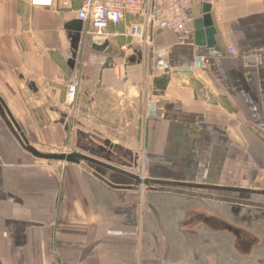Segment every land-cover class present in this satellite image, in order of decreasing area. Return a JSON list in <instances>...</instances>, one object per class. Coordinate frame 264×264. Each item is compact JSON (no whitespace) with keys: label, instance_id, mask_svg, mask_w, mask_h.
I'll list each match as a JSON object with an SVG mask.
<instances>
[{"label":"crops","instance_id":"crops-1","mask_svg":"<svg viewBox=\"0 0 264 264\" xmlns=\"http://www.w3.org/2000/svg\"><path fill=\"white\" fill-rule=\"evenodd\" d=\"M203 2L209 45L194 36ZM80 3L0 0V98L29 145L104 162L110 151L122 169L125 145L109 126L118 99L142 109L141 146L128 151L147 178L264 200V0H192L188 31L162 29L146 42L110 24L104 52L91 49L103 38L73 26ZM137 190L84 163L34 156L0 116V264H264V207Z\"/></svg>","mask_w":264,"mask_h":264},{"label":"water","instance_id":"water-1","mask_svg":"<svg viewBox=\"0 0 264 264\" xmlns=\"http://www.w3.org/2000/svg\"><path fill=\"white\" fill-rule=\"evenodd\" d=\"M210 5L206 2L201 4L200 17L193 20L195 43L197 45H209L215 42L214 35L215 29L211 23L209 17ZM75 28L80 29L82 26L81 21L73 23ZM109 46V42L106 40L102 44L93 43L91 49L96 52H104ZM112 61V57L106 58L104 67H108ZM0 116L5 120L11 132L15 138L21 144L22 147L30 151L34 156L45 160H56L65 163L80 164L84 163L90 167L95 175L106 182L109 185H136L153 187L158 191H169L181 194H187L191 196H203L213 197L216 200L225 202L241 203L245 205H252L257 207H264V200L253 197V193L249 189L225 187V186H211L204 184H188L183 182H174L166 180H154L147 177H141L133 174L119 167H116L110 163V159L107 158L106 162L95 159L93 157L86 156L78 152L69 153H45L36 150L30 146L25 135L19 128L7 109L5 103L0 98ZM199 191H202L199 192ZM259 194L264 195V191H260Z\"/></svg>","mask_w":264,"mask_h":264},{"label":"built area","instance_id":"built-area-1","mask_svg":"<svg viewBox=\"0 0 264 264\" xmlns=\"http://www.w3.org/2000/svg\"><path fill=\"white\" fill-rule=\"evenodd\" d=\"M191 2L192 0H81L75 18L81 21L87 34L94 38H103V42L106 41L107 27L122 23L126 25L131 38L146 42L162 29L176 33L188 31L191 23ZM53 4L54 0H30L31 6L51 8ZM228 51L235 53L232 47ZM205 63L203 60L204 65ZM77 86L76 80L67 84L68 102L74 101Z\"/></svg>","mask_w":264,"mask_h":264},{"label":"rangeland","instance_id":"rangeland-1","mask_svg":"<svg viewBox=\"0 0 264 264\" xmlns=\"http://www.w3.org/2000/svg\"><path fill=\"white\" fill-rule=\"evenodd\" d=\"M113 101L114 103L116 102L115 105H118L119 107L112 109V113H114L115 118L119 117V119H117L118 124H111L109 126L116 132L117 136L120 138V142L125 145V152H122L123 155L120 158L121 160L116 159V161L120 167H123V170L146 177L143 169L144 161L140 154L138 152L135 154L133 151H128L129 147H134V145L135 147L141 146L142 125L137 126V116L142 113V109L137 107L132 108L127 105L128 103H122L119 105V103H117L118 99L112 100V102ZM86 112L87 111L85 110H80V114L77 115V117L71 118L72 121L76 122L79 120V122H82L80 118H84ZM137 188L136 196L139 197L142 196V194L144 195L147 193L149 187L137 186Z\"/></svg>","mask_w":264,"mask_h":264},{"label":"flooded vegetation","instance_id":"flooded-vegetation-1","mask_svg":"<svg viewBox=\"0 0 264 264\" xmlns=\"http://www.w3.org/2000/svg\"><path fill=\"white\" fill-rule=\"evenodd\" d=\"M105 156H106V158L111 159L112 154H111V152L109 151V152L105 153Z\"/></svg>","mask_w":264,"mask_h":264}]
</instances>
